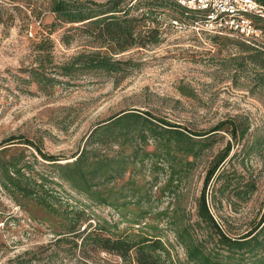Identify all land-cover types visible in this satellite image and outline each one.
I'll return each mask as SVG.
<instances>
[{
    "label": "rangeland",
    "instance_id": "obj_1",
    "mask_svg": "<svg viewBox=\"0 0 264 264\" xmlns=\"http://www.w3.org/2000/svg\"><path fill=\"white\" fill-rule=\"evenodd\" d=\"M47 1L38 0L40 8L34 11L22 0L0 3V143L10 136L17 137L18 142L28 138L48 154L70 157L85 145L97 123L127 109L148 111L157 119L196 131L211 129L230 118L244 122L249 128L243 139L234 140L227 130H221L211 146L193 161L178 187L179 203L194 221L196 198L205 173L216 154L231 142L223 165L231 186L213 198L214 190L225 178L212 180L207 188L209 207L230 236H239L258 223L264 214V82L256 74L264 77V70L245 58L247 53L239 47L241 41L205 32L189 16L174 21L170 16L176 12L166 8V15L159 18L161 40L157 44L134 47L118 55L130 60L125 71L83 73L58 77L60 81L56 82V63L90 47L87 38L76 32L70 44L60 41L68 26L56 20ZM255 49L264 52V38ZM46 55L50 62L45 61ZM40 72L48 79L37 80L40 75L36 73ZM6 146L10 150L4 157L21 150L31 171L54 177L48 162L35 148L21 143L1 148ZM148 148L153 149V145ZM114 149L116 145L102 150L112 153ZM164 170L151 189L155 197L168 175L167 168ZM145 179H149L147 172ZM246 182L254 184V190L246 197L235 194L232 187ZM55 189L57 205L84 209L93 226L97 219H105L111 226L117 223L119 231L130 227L115 210L92 204L67 185L56 184ZM154 204L155 211L175 207L174 198L168 194ZM0 211V242L4 243L0 264L25 251L26 257L32 259L26 264H75L80 258L79 249L72 246L71 236L64 232L57 213L51 221L31 219L1 188ZM11 214L18 220L14 221ZM146 222L153 223L152 219ZM156 223L162 239L174 245L173 252L183 260L184 251L165 220ZM59 237L66 239L58 241ZM92 256L99 262L118 259L102 251Z\"/></svg>",
    "mask_w": 264,
    "mask_h": 264
},
{
    "label": "trees",
    "instance_id": "obj_2",
    "mask_svg": "<svg viewBox=\"0 0 264 264\" xmlns=\"http://www.w3.org/2000/svg\"><path fill=\"white\" fill-rule=\"evenodd\" d=\"M3 1L0 0V3ZM22 1L32 11L40 8L38 0ZM258 1L264 4V0ZM47 2L56 20L68 26L61 34L60 41L64 45L70 44L76 32L87 38L90 47L56 63V82L60 81L58 77L83 73L125 71L130 60L121 59L118 55L134 47L157 44L161 40L159 18L166 15V8L176 12L177 15L170 16L174 21H181L180 17L189 16L192 20L195 17L176 0ZM137 10L140 12H133ZM39 15L37 13V17ZM239 47L247 53L245 58L264 70L263 51L243 42ZM40 49L47 50L48 47L41 46ZM48 57L46 55L45 61L50 62ZM36 74L40 75L37 80L47 78L43 72ZM256 76L264 82V77ZM248 128L247 123H238L230 118L219 121L211 129L196 131L157 119L148 111L139 113L127 109L97 123L85 145L70 157L48 154L31 139L22 138L18 142L17 137L10 136L0 143V188L31 219L51 221L56 213L60 216L64 232L71 236L72 246L81 253L75 264H264V214L247 232L230 236L216 221L207 200L210 182L225 178L223 165L230 154L231 142H227L216 154L205 173L202 189L196 198L194 221H190L187 211L179 203L181 191L178 187L186 178L193 161L214 142L217 132L227 130L234 140L239 141L244 138ZM15 143L35 148L41 159L48 162L54 177L31 171V165L24 159L21 150H14L4 157L10 146L1 147ZM150 144L153 145L151 150L148 148ZM114 145L116 149L112 153L102 150ZM164 168H167L168 175L160 186L159 196L155 197L151 189L156 186ZM145 172L149 179H145ZM230 182L227 177L220 182L213 198L216 193H222L231 186ZM56 184L67 185L92 204L112 208L130 227L119 231L116 229L117 223H114L112 229L105 219H97L93 226L88 222L89 215L84 209L76 206L62 208L56 204ZM232 188L238 196L246 197L255 186L246 182ZM163 194L174 198L175 207L170 211L153 210L156 207L154 202L160 201ZM39 213L43 217H39ZM11 217L14 221L18 220L13 214ZM147 219H152L153 223L146 222ZM160 220H165L176 243L183 249V260L176 251L173 252L174 245L162 239L156 223ZM64 239L59 237L57 240ZM3 245L0 242V251L4 249ZM100 251L118 259L115 262H99L92 254ZM25 254L26 251L9 257L4 264H26L32 259Z\"/></svg>",
    "mask_w": 264,
    "mask_h": 264
},
{
    "label": "built area",
    "instance_id": "obj_3",
    "mask_svg": "<svg viewBox=\"0 0 264 264\" xmlns=\"http://www.w3.org/2000/svg\"><path fill=\"white\" fill-rule=\"evenodd\" d=\"M201 30L231 36L257 48L264 38V4L258 0H176Z\"/></svg>",
    "mask_w": 264,
    "mask_h": 264
}]
</instances>
